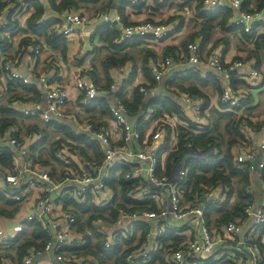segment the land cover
<instances>
[{"label": "built area", "instance_id": "2783aa9c", "mask_svg": "<svg viewBox=\"0 0 264 264\" xmlns=\"http://www.w3.org/2000/svg\"><path fill=\"white\" fill-rule=\"evenodd\" d=\"M31 1L44 7L43 23H48L65 38L87 31L90 27L91 18L82 11L64 10L58 13L52 8L57 0H23V3ZM127 1L130 6H137L148 0ZM243 1L205 0L202 10L209 12L231 9L234 16L230 26L257 36L258 28L264 25V6L260 9H247ZM12 8H15V13L22 10L18 5L4 9L0 16L1 26L8 25ZM53 11L60 14L61 19L55 17L56 14L52 16ZM187 14L194 16L195 12L188 11ZM104 20L111 28L120 31L118 43L133 39L160 43L178 28L174 21L156 23L150 19L125 24L117 11L113 15L108 12L104 15ZM185 49L188 53L187 63L194 57L198 63H189L192 67L180 69L176 59L169 54L162 61V71L155 75L156 81H159L161 74L162 78L167 76L174 80L198 71L197 66L202 63L200 43H186ZM213 59L217 61L216 64H211ZM18 63L19 57L3 58L1 85L6 88L7 85L20 81L28 86H36L45 100L25 101L11 97L9 109L16 115L39 119L46 125L68 122L76 138L62 141L54 150H50L44 141V132L23 133L16 124L0 128V193L19 208L13 215H0V247L17 239L28 223L37 221L51 234V239L42 251L29 249L21 264H39L36 259L41 252H53L55 262L51 264H98V259L93 254L83 253L88 245L87 235L91 231H87L88 228L79 230L81 222L71 208L72 203H76L78 206H93L103 210L102 215L94 217L91 228L102 236L106 249L114 248L121 240L130 241L128 231L141 223H147L148 229L142 241L124 255L126 264H147L160 254L164 257L165 264H264V180L260 181L261 199L254 200L245 207V219L219 224L210 223V208L234 202L236 197L234 194L229 195L228 187L222 183L216 186L202 185L201 191L189 197L187 193L191 192V188L188 185L186 159L176 161L170 175L162 173L166 157L177 145L179 128L201 129L207 122L204 110L206 100L202 96L185 92L179 94V113H164L154 118L148 109L142 122L151 125V129L144 135L138 123H129L131 112L118 97L130 79L129 73L116 76L108 88L100 87L89 72L80 73L75 78L74 87L81 96L73 101L71 89L60 84L62 72L59 68L54 73L45 75L26 74ZM244 64V61L236 60L234 64L226 65L217 52L207 61V65L222 74L221 101L232 107H240L246 99L244 93L234 88L230 78L232 71ZM168 71L170 73L167 74ZM246 76L256 81H261L262 78L255 65L247 70ZM135 88L144 97L155 94L154 89L144 83H136ZM225 92L231 93L227 99L223 98ZM108 95H113L107 110L118 127L117 131L99 127L94 122L96 120L90 118L91 115L89 118L92 121L88 118L79 119L77 114L74 115L67 109L73 101L76 110L81 113L79 115L85 117L100 108L101 99ZM246 107L248 105L239 112L245 144L235 153V160L237 164H250L252 176H261L264 159L259 171L254 169L253 163L258 151L264 153V119L261 123L255 122V118L247 116L244 110ZM117 113L127 114L125 121H121ZM116 133L119 135L118 139L115 137ZM86 143H95L101 148V160L87 159L81 153L79 148L86 146ZM43 153L47 156H43ZM190 154L197 160H210L217 151H193ZM4 158L10 159L11 164L5 163ZM55 162L62 165L59 172L52 167ZM122 172L125 179L133 181L129 197L134 205L153 208L130 212L121 206L110 220V210L107 208L116 198L111 181ZM211 191H215L216 195H209ZM67 200L73 202L70 204ZM250 218L254 224L249 226ZM168 231L179 234L180 241L169 240L166 243L163 238ZM0 264L18 263L11 258L1 257Z\"/></svg>", "mask_w": 264, "mask_h": 264}, {"label": "crops", "instance_id": "0c3cea01", "mask_svg": "<svg viewBox=\"0 0 264 264\" xmlns=\"http://www.w3.org/2000/svg\"><path fill=\"white\" fill-rule=\"evenodd\" d=\"M60 1L61 0H57L56 3L58 4ZM5 2L8 5L0 9V16L4 9H10L12 6L17 7L18 5L22 8V10L18 13H15V8L11 9V11H13L8 25L3 27L0 22V91L3 92H0V104L5 105L6 107L11 97L20 98L25 101L39 99L45 100V97L36 86H25V84L20 81L9 84L6 88L1 85V75L3 72L2 61L5 56L19 57L18 66L26 74L45 75L48 73H54L56 69L59 68V71L62 72L60 84L71 89L73 101H76V99L81 96L80 92L74 87L75 78L78 74L84 73L85 71L89 72L102 88H108L114 78L124 72L131 74L132 78L127 81L128 83L126 82L127 86L124 87L123 91V93L128 97H131L136 83L149 85L152 89H154L155 94L153 96L160 95L162 97L161 94L166 96L170 89H176V87L172 84L171 85L173 87L164 86V84L166 85V81L170 80L167 76L163 77L162 86H158L159 81L154 79L155 75L162 71L161 64L164 60L166 48L170 46L176 47L178 50L176 55L183 57L186 50V45L183 46V42L188 40L191 35H200L195 33L199 31L197 24L202 20L197 17V11L194 7L195 0L189 2L188 4H184V0H148L146 3L137 6H130L127 0H114L110 3V11L103 10V7L108 3V0H84L80 2L79 8L66 10H77L86 13L91 18V24L90 27H88V30L65 38V44H53L50 42L48 43L43 34L33 31L29 26V23L31 24L32 20L33 25L37 22H42L39 21V18L35 20L33 19L34 13L37 9L36 6L40 5L38 2L31 1L29 3H23V0H0V3ZM254 8H256V5H252V9ZM115 11L119 12L121 15L122 13L123 15L125 14L124 16L122 15L123 22L125 24L137 23L150 19L156 23L174 21L178 28L173 34L160 43L136 39L139 41L138 45L127 49L128 54L132 57L131 59H128L123 66L107 67L105 59L109 54H112V52L105 47V43L100 39L98 33L99 29L111 28V25L106 23L104 20V15L108 12L113 15ZM188 11H194V16L187 14ZM58 13L56 14V12L53 11L52 16L56 14L55 17H60L61 19V16ZM39 23L37 25H39ZM190 42L200 43L202 63L197 66V72H192L186 77L185 75L181 76L175 81L179 82L191 80L196 75L201 77L198 86L205 93V95L201 96L206 100L208 105L207 108L204 109L207 117L210 116L213 111L220 108V94L218 91L219 83L216 82V76L219 77L221 81L222 74L216 72L215 69L207 65L209 57L213 53L217 52L221 55L222 62L226 65L234 64L236 60L244 61L245 64L242 67H237L232 71L230 78H232L231 80L235 85L234 87L237 89L239 88V92L249 96L248 107L244 109L246 114L252 118H258L262 121L264 119V110L260 113L255 112L257 110H261L262 105L264 106V95L263 100L261 101L260 99V94L264 92V25L258 28L257 36L256 34L253 36L251 34L246 36L245 32H242L240 28L226 31L216 29L213 36L207 43H205V45L202 43V37L196 41ZM64 48H66L65 51H63ZM37 49L39 52H36ZM150 50L155 52L156 57H149L146 64H144L145 52ZM178 64L180 65V69L183 67H192L189 63L184 65L180 63ZM145 65L149 69L148 72L144 69ZM252 65H255V67L261 72V81H256L254 78L246 76L247 70L252 69ZM168 73H170V71H168L167 74ZM209 87L211 88L207 89ZM213 95L217 97V104L214 107H210ZM174 96L177 99V94H172L170 97L172 98ZM106 97L102 98L101 101L105 100L107 104L112 100L113 95H108ZM73 101L69 103L67 109L70 113L74 115L77 114V117L80 119L83 116L79 115L81 113L76 110ZM105 108L107 110V106H105ZM101 109H103L102 106L93 110L90 114L99 115V119L91 116L93 120H96L94 122L97 125H100L99 127L111 128L117 131L118 127L110 118L109 111L107 110L106 114L102 111L104 113L103 115ZM143 110L145 112L142 117L147 112L148 107L146 106V109ZM1 116L2 114L0 113V118ZM7 117L17 118L23 133L44 132L47 146L50 150H53L51 146L55 143L76 138V135H74L69 128L68 122L63 124L51 123L46 125L39 119L22 117L16 114L14 115L12 111L9 115H7ZM130 117H134V121L131 122L132 125L138 123L139 129L140 125L145 127L144 133L142 134L145 135L150 131L151 125L148 126L144 124L140 118H137L132 114ZM86 118L90 119L88 115L85 116V119ZM31 125H33L32 128L37 126L39 129L28 128ZM67 132H70L71 135H66ZM115 137L118 139L119 135L116 133ZM240 141V144H236L232 147V150L235 153H237L245 144L244 138ZM87 144L95 143H86V145ZM85 149L90 158H97L92 147L86 146ZM97 152L101 154L102 158L103 153L99 146ZM262 154H264L262 151H258L256 158ZM43 156L47 155L43 153ZM52 167L54 171L59 172L62 165L60 162H55L52 164ZM253 179L252 186L256 192L255 200L259 201L261 199V179L258 174H254ZM100 215H102V213ZM109 219H113L111 214ZM82 221L85 222V220ZM252 224H254V222L253 219L250 218L248 220V225L250 226ZM86 228H91V225H86ZM128 233L131 236L130 241L121 240L118 242V244H121L124 249L126 247H134L139 244L144 235L142 227L139 225L130 229ZM259 236L262 237V234ZM169 240L170 239L167 238L165 240L166 243H168ZM93 243L95 242L93 241L91 243L92 249L95 248ZM5 248L7 247H0V258L3 257V250ZM262 250L264 253V246ZM36 260L39 264H51V262H55V255L53 252H41L37 255ZM114 262L115 261L113 259L109 260V263L111 264Z\"/></svg>", "mask_w": 264, "mask_h": 264}, {"label": "trees", "instance_id": "16d2710c", "mask_svg": "<svg viewBox=\"0 0 264 264\" xmlns=\"http://www.w3.org/2000/svg\"><path fill=\"white\" fill-rule=\"evenodd\" d=\"M82 1L84 0H61L58 4L54 2L52 4V8L54 10H57L58 12H62L66 9H77L80 7L79 4ZM113 1L114 0H108V3L103 7V10L110 11V3H112ZM184 1V4H188L193 0ZM204 1L205 0H195L194 6L195 10L197 11V17L202 19L201 22L197 24L199 31L195 33L200 35L189 36V39L183 42V46L186 45L187 42L196 41L200 37H202V43L205 45V43H207L213 36V33L216 29L226 31L238 28L230 26V21L234 16V13L231 9L223 8L217 9L216 11H203L202 4L204 3ZM243 3L244 7L247 9L251 8L252 5H256L257 9H260L264 6V0H244ZM7 5L8 4L6 2L0 3V9L6 7ZM36 8L37 9L34 13L33 19L35 20L39 18V21H42L45 14V9L41 4L36 6ZM38 23L39 22L33 25L32 20L31 24L29 23V26L33 31L39 34H43L48 43L50 42L53 44H65V37H63L62 34H59L55 28L50 27L48 23H43V21L39 23V25H37ZM241 31L243 32L242 29ZM98 34L100 39L105 43V47L112 52V54H109L105 59V64L107 65V67L123 66L128 61V59L132 58L128 54L127 49H129V47H135L139 43V41H137L136 39L118 43L117 40L120 36V31H118L116 28H102L99 29ZM245 35L249 36L250 34L245 33ZM65 50L66 48L63 49V51ZM177 52L178 50L176 47H167L164 57L171 54L178 63L183 65L186 64L188 59L187 51L185 50V54L183 57L177 56ZM149 57H156L155 52L152 50L145 52L144 64H146ZM144 69L146 72L149 71L146 65L144 66ZM182 69H185V67H183ZM131 78L132 76L130 74V79ZM200 78L201 77L199 75H196L191 80L187 81L177 82L175 81L177 78L174 80L166 81V85L164 84L165 87L175 86L176 89H170V91L167 92L166 96L161 94L162 97L160 95L144 97L139 92L138 88H134L131 97L126 96L123 92L119 93L118 97H120L126 103L131 114L133 116H136L137 118H140V120H142V115L145 112L143 110L144 106H147L148 109L151 110V116L154 118L159 117L164 113H179V107L177 103L179 94L185 92L200 96L205 95V93L198 86ZM216 79V82L219 83L218 91L220 94V108L213 111L211 115L207 117V122L201 129H195L191 127L179 128L177 145L175 149L171 151L166 157L164 162L165 170L162 173L164 175H170L173 172V166L176 161L185 159L186 155L190 154L193 151L206 152L212 149L216 150L217 154L214 155L210 160H197L192 157L187 161L189 172L188 185L191 188V192L187 193V195L189 197H192L197 191L202 190V185L216 186L218 183H222L226 187H228L229 195L234 194L236 197L234 202H226L219 208H210L212 212L209 216L210 223L222 224L224 222H229L231 220L234 221L239 218L245 219V207L255 200L256 192L254 188L251 187L253 176L251 173L250 164H237L235 160L236 154L232 150V147L236 144H240V140L243 138V133L240 129L241 117L239 116V112L242 108L249 104V96L245 94L246 99L240 107H232L228 103H223L221 101L222 83L219 77L216 76ZM127 83H125L124 86H127ZM25 86L28 85L25 84ZM234 88L236 90L239 89H237L236 87ZM172 94H177V99L175 96L171 98L170 96ZM107 105L108 103L106 104L105 100L101 101V103L99 104V106H102L103 108L101 109V112L103 111L105 114L107 113V110L105 108V106ZM207 106L208 105L206 102L204 108L206 109ZM0 113L2 114L0 118L1 129H4L12 124H16L20 128V123L18 122L17 118L7 117V115L11 113L8 105L6 107L5 105L0 104ZM93 117L96 118L95 116ZM258 123H261V121H259ZM32 126L33 125L28 128L39 129L37 126H34L33 128ZM191 126L194 127V125ZM140 129L142 133H144L145 127L143 125H140ZM66 135L69 136L71 134L70 132H67ZM44 141H46V139ZM57 144H59V142L51 146L53 150L55 149V146ZM86 146L92 147L94 153L98 158L97 160H101L99 159L101 158V154L97 152L98 146L96 144H87ZM86 146L80 147L79 149L87 159H91L85 149ZM3 160L5 161V163L11 164L10 159L4 158ZM123 174L124 172H122L119 177L115 176V178L111 181L112 188L116 194L114 202L107 208L110 210L111 216L115 217L117 208L121 206L126 207V209H128V211L130 212L153 208L147 206L143 207L142 205H134V202L129 197V190L133 186V181L125 179ZM260 179L264 180V170L260 176ZM0 201H4V204L7 206L0 209V215H13L19 209L18 206H15L13 202L6 200L1 193ZM72 202V200H67V203L71 204ZM72 206V211L77 215L79 222L85 220L84 223L80 224L79 230L81 231L86 230V225L90 226L94 217L100 215L103 211L101 209L94 208L93 206H78L76 203H72ZM88 213H91L92 215H89V217H84ZM140 227H142L143 234H145L148 229L147 223H141ZM93 230L94 231L92 234L87 235L88 245L84 248L83 253L93 254L95 257H97L99 264H111L109 263V260L111 259L115 261L113 264H126L124 255L133 247H126L124 249L121 244L117 243L114 248L106 249L103 243L102 236L97 233L95 229ZM94 237H96L98 240L95 241V248L92 249L91 243L93 242ZM167 238L170 240L172 239V241L178 242L180 241L181 236L177 233L168 231L163 239L166 240ZM50 239L51 234L44 229L42 224L40 222L33 221L26 225L25 231L17 239L4 246L7 248L3 250V257L11 258L18 264H21L22 259L27 254L29 249H34L37 252L42 251ZM147 264H165L164 257L161 254L157 255ZM212 264L214 263L212 262Z\"/></svg>", "mask_w": 264, "mask_h": 264}, {"label": "clouds", "instance_id": "9594fccd", "mask_svg": "<svg viewBox=\"0 0 264 264\" xmlns=\"http://www.w3.org/2000/svg\"><path fill=\"white\" fill-rule=\"evenodd\" d=\"M188 62L189 63H198V61L196 60L195 57L193 58L192 61H188ZM216 63H217V61L215 59H213L211 61V64H216ZM173 67H175V65H173ZM217 70L220 71V69H217ZM224 83H225V87H226V81ZM162 84H163V78H162V74H161V76L159 78V84H158V86H162ZM229 95H231V93L225 92L223 98L224 99H227ZM216 104H217V97L215 95H213L212 96V99H211V105H210V107H214V106H216ZM117 115L119 116V119L121 121H125L127 114L121 115L120 113H117ZM132 121H134V117H130L129 118V123H131ZM149 171H150V169H149ZM208 194L211 195V196H215L216 195V192L215 191H211Z\"/></svg>", "mask_w": 264, "mask_h": 264}, {"label": "rangeland", "instance_id": "374dc122", "mask_svg": "<svg viewBox=\"0 0 264 264\" xmlns=\"http://www.w3.org/2000/svg\"><path fill=\"white\" fill-rule=\"evenodd\" d=\"M187 43H189V42H187ZM211 87H209V88H207V89H210ZM263 95H264V92L263 93H261L260 94V99H261V101L263 100ZM264 110V106L262 105V109L261 110H257L255 113H260V112H262ZM264 112V111H263ZM90 116V114H88V117ZM92 117L93 116H96V118H98L99 119V115H91ZM254 117V116H253ZM255 117H257V116H255ZM82 119H85V117H81ZM254 121L255 122H259V119L258 118H256V119H254ZM194 158V157H193ZM185 165L188 167V165H187V161L185 162ZM2 207H7L5 204H4V201H0V209L2 208ZM10 208V207H9ZM89 215H92L91 213H88V214H86L84 217H89ZM81 223H84V221H82ZM87 231H91V234L93 233V228H88L87 229ZM98 239L96 238V237H94L93 238V241L95 242V241H97ZM96 243V242H95ZM95 243H93V244H95ZM1 250V249H0ZM8 253V252H7Z\"/></svg>", "mask_w": 264, "mask_h": 264}, {"label": "water", "instance_id": "95a60500", "mask_svg": "<svg viewBox=\"0 0 264 264\" xmlns=\"http://www.w3.org/2000/svg\"><path fill=\"white\" fill-rule=\"evenodd\" d=\"M235 73V72H234ZM144 109H146V106H144ZM192 158V155L191 154H188L186 155L185 159L186 161L190 160ZM264 159V155L262 154L261 156L257 157L255 160H254V163H253V166H254V169L256 171H259L260 170V163L263 161ZM155 221V220H153Z\"/></svg>", "mask_w": 264, "mask_h": 264}]
</instances>
